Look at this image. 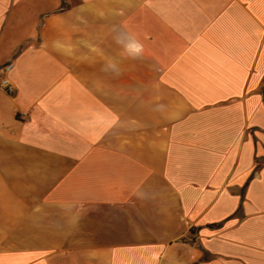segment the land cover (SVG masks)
Returning <instances> with one entry per match:
<instances>
[{"label": "crops", "instance_id": "crops-1", "mask_svg": "<svg viewBox=\"0 0 264 264\" xmlns=\"http://www.w3.org/2000/svg\"><path fill=\"white\" fill-rule=\"evenodd\" d=\"M8 63L0 264H264V0H0Z\"/></svg>", "mask_w": 264, "mask_h": 264}, {"label": "built area", "instance_id": "built-area-1", "mask_svg": "<svg viewBox=\"0 0 264 264\" xmlns=\"http://www.w3.org/2000/svg\"><path fill=\"white\" fill-rule=\"evenodd\" d=\"M12 68H13L12 63H8V64L4 65L0 69V75L8 74L12 70ZM0 91H4L5 93H7L9 95H13L15 93V88H14L13 84L11 83V81L6 76L0 78Z\"/></svg>", "mask_w": 264, "mask_h": 264}, {"label": "clouds", "instance_id": "clouds-1", "mask_svg": "<svg viewBox=\"0 0 264 264\" xmlns=\"http://www.w3.org/2000/svg\"><path fill=\"white\" fill-rule=\"evenodd\" d=\"M135 51H136V52H139V51H140V47L137 46V47L135 48Z\"/></svg>", "mask_w": 264, "mask_h": 264}]
</instances>
